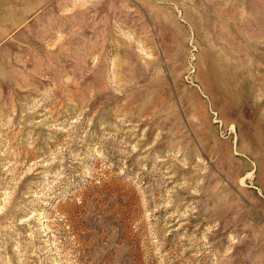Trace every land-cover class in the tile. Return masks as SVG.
<instances>
[{
  "label": "rangeland",
  "instance_id": "374dc122",
  "mask_svg": "<svg viewBox=\"0 0 264 264\" xmlns=\"http://www.w3.org/2000/svg\"><path fill=\"white\" fill-rule=\"evenodd\" d=\"M0 264H264V0H0Z\"/></svg>",
  "mask_w": 264,
  "mask_h": 264
}]
</instances>
